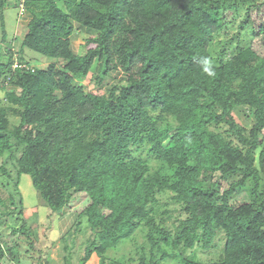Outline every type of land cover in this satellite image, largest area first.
<instances>
[{
    "label": "trees",
    "instance_id": "16d2710c",
    "mask_svg": "<svg viewBox=\"0 0 264 264\" xmlns=\"http://www.w3.org/2000/svg\"><path fill=\"white\" fill-rule=\"evenodd\" d=\"M21 5L28 31L19 46H0V228L20 224L21 241L43 264L24 213L28 175L52 213L85 190L90 202L78 216L94 237L84 263L105 259L144 225L151 258L139 264H163L168 255L157 260L155 252L165 241L182 264H264V54L249 43L264 50V0ZM243 9L237 35L217 49L216 36ZM80 32L89 38L79 52ZM27 49L55 62L33 67ZM90 76L98 89L118 83L105 97L88 91ZM225 103L253 111L249 135ZM249 188L252 201L233 206ZM219 244L218 259H199ZM6 247L0 234V264H13Z\"/></svg>",
    "mask_w": 264,
    "mask_h": 264
},
{
    "label": "rangeland",
    "instance_id": "374dc122",
    "mask_svg": "<svg viewBox=\"0 0 264 264\" xmlns=\"http://www.w3.org/2000/svg\"><path fill=\"white\" fill-rule=\"evenodd\" d=\"M10 2L9 8L1 12L0 10V46L4 43L5 47L20 44V36L28 31L25 23L22 22L24 17L21 16V0H6ZM232 26H227L223 31L218 34L214 40V46L218 49L223 43H227L237 35L238 25L245 14V9L240 13ZM89 37L85 33L77 34L76 49L80 52L86 44ZM6 39V40H4ZM254 48L260 53L264 54L257 41H250ZM95 44H90L89 48H95ZM86 51V49H84ZM25 58L29 61L31 66L37 68H44L54 60L44 57L31 50H25ZM118 80H112L108 85L102 89L91 82V76L88 77L84 84L88 86V91L103 96H108L111 88ZM7 104L5 92L0 88V105ZM227 110L233 120L245 128L246 134L249 135L251 129L255 127L256 120L253 111L244 104H229L225 103ZM264 136V131H263ZM6 181V180H5ZM228 187L227 183H221L220 189L225 190ZM20 189L24 198V213L28 218L29 226H34L37 233V243L35 248L45 254L43 264H87L82 262L86 256V250L91 240L94 237V232L87 222V217L78 216L80 212L89 204L90 200L86 196L85 190L73 193V199L69 205L60 206L54 213L42 203L38 196L37 190L33 185L30 176L24 175L21 179ZM2 192L3 199L8 198L9 188ZM171 196V194L162 195L163 202ZM252 190L243 189L238 192L231 201L233 206H239L244 203H249L253 199ZM172 207V206H171ZM79 217V218H78ZM78 224H80L78 226ZM21 225L8 220L3 227L0 228V234L3 236L4 241L8 247L15 253L13 264H36L32 257L35 256L27 246L26 242L21 241ZM150 228L141 226L135 235L120 243L117 248H112L107 251L105 259L101 258V264H139L141 257L146 256L147 260L151 258V244L149 242L148 233ZM158 235V234H157ZM145 248V252H144ZM223 244L210 251H199V259L207 262L218 259ZM28 251V255L26 252ZM96 255V254H95ZM156 259H160L163 255H168V258L163 264H182L180 254L173 248L172 243L165 241L155 252ZM36 262V263H35Z\"/></svg>",
    "mask_w": 264,
    "mask_h": 264
},
{
    "label": "crops",
    "instance_id": "0c3cea01",
    "mask_svg": "<svg viewBox=\"0 0 264 264\" xmlns=\"http://www.w3.org/2000/svg\"><path fill=\"white\" fill-rule=\"evenodd\" d=\"M6 4H7L6 9H7V8H9L8 5L10 4V2H6ZM28 19H29V17H26V15H25V17L22 19V22L25 23V25H26L27 22H28ZM87 264H101V258L98 255H93L89 259V261L87 262Z\"/></svg>",
    "mask_w": 264,
    "mask_h": 264
},
{
    "label": "built area",
    "instance_id": "2783aa9c",
    "mask_svg": "<svg viewBox=\"0 0 264 264\" xmlns=\"http://www.w3.org/2000/svg\"><path fill=\"white\" fill-rule=\"evenodd\" d=\"M21 8H22V5H21ZM20 14H21L22 17L24 16V10H23V8L21 9ZM19 67H20V65L18 64V62H16L14 64V66H13V69H17Z\"/></svg>",
    "mask_w": 264,
    "mask_h": 264
}]
</instances>
